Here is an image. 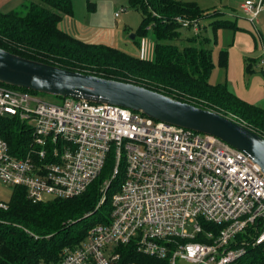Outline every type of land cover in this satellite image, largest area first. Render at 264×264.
I'll use <instances>...</instances> for the list:
<instances>
[{
  "label": "built area",
  "instance_id": "obj_1",
  "mask_svg": "<svg viewBox=\"0 0 264 264\" xmlns=\"http://www.w3.org/2000/svg\"><path fill=\"white\" fill-rule=\"evenodd\" d=\"M241 8L253 22L262 0H246ZM178 21L195 34L200 30V20ZM260 64L264 69V56ZM1 118L18 119L31 137L17 156L0 135V181L23 187L33 203L83 194L111 158L98 209L120 177L104 219L59 261L37 264H140L124 260V247L168 264L178 258L237 264L247 246L264 243V174L249 155L216 136L122 106L72 97L52 102L2 84ZM7 206L0 201V209ZM250 227L255 232L247 239Z\"/></svg>",
  "mask_w": 264,
  "mask_h": 264
},
{
  "label": "trees",
  "instance_id": "obj_2",
  "mask_svg": "<svg viewBox=\"0 0 264 264\" xmlns=\"http://www.w3.org/2000/svg\"><path fill=\"white\" fill-rule=\"evenodd\" d=\"M129 1L141 13V32L145 33L149 27L153 30V59L134 57L106 44L89 43L63 31L59 23L72 15V0H31L20 10L0 12V48L64 69L146 87L233 118L264 137V106L254 105L233 94L225 84L208 81L214 69L209 38L197 33L186 37L185 45L175 43L182 39L178 18L200 20L206 15L220 16V11L207 13L196 1ZM210 25L214 32L237 28L230 20L220 17L213 19ZM227 54L226 49L219 52L222 67L227 64ZM51 97L56 101L62 99ZM0 135L8 142L13 154L24 155L31 134L23 123L14 118H1ZM112 162L109 158L101 175L76 197L33 203L27 199L23 187H15L7 208L0 209V264L56 263L66 249L77 246L87 229L108 214V197L110 199L116 190L120 177L108 187L101 207L97 209L96 205L103 182L110 175ZM254 227L255 231H260L261 224ZM255 231L250 227L243 235L250 239ZM122 251L125 261L168 264L167 260L136 253L130 247H124ZM237 264H264V243L247 246L246 254Z\"/></svg>",
  "mask_w": 264,
  "mask_h": 264
},
{
  "label": "water",
  "instance_id": "obj_3",
  "mask_svg": "<svg viewBox=\"0 0 264 264\" xmlns=\"http://www.w3.org/2000/svg\"><path fill=\"white\" fill-rule=\"evenodd\" d=\"M0 83L42 94L113 104L153 120L218 137L246 153L264 174V137L217 112L129 82L64 69L0 48Z\"/></svg>",
  "mask_w": 264,
  "mask_h": 264
},
{
  "label": "rangeland",
  "instance_id": "obj_4",
  "mask_svg": "<svg viewBox=\"0 0 264 264\" xmlns=\"http://www.w3.org/2000/svg\"><path fill=\"white\" fill-rule=\"evenodd\" d=\"M190 1V0H187ZM199 7L207 10V13H212L213 10L220 11V17L224 19L237 22L242 26H247L255 35L257 39V57L252 58L256 62V66H260L261 58L264 56V16H259L255 21H250V16L243 13L241 5L244 0H195ZM254 3L260 0H250ZM73 12L71 17L65 18L63 23L66 24V31L73 36L79 37L83 32L95 43L106 44L122 50L131 56L141 57L147 59L154 58L153 48V30L151 27L145 33L140 30L141 26V13L136 8L130 5L129 0H72ZM264 3L262 2V10ZM115 13L118 16L115 17ZM211 16L206 15L200 19L201 35L210 39L208 46L212 49L214 71L209 76L208 81L213 84H225L227 77L224 68L219 64L220 49L225 48L228 50L232 32L230 29H219L214 32L212 27L209 28L208 19ZM213 17H211L212 19ZM208 27V28H207ZM205 28L207 30L205 31ZM181 38L176 40L175 43L182 46L186 44V37L195 35L189 28L180 26L179 28ZM261 34V36L259 34ZM256 35V36H257ZM253 56V55H252ZM228 61V55H227ZM255 66V64H254ZM260 74L254 80L252 85V92L255 97L260 96L264 106V69L258 71ZM248 86V84L246 85ZM44 100L56 101L49 95L38 94ZM0 181V201L9 202L13 194L14 188ZM107 196H109L107 194ZM45 198H48L47 196ZM101 197H99L100 200ZM98 200V201H99ZM109 200V197H108ZM98 204V203H97ZM176 264H194L184 259H177Z\"/></svg>",
  "mask_w": 264,
  "mask_h": 264
},
{
  "label": "crops",
  "instance_id": "obj_5",
  "mask_svg": "<svg viewBox=\"0 0 264 264\" xmlns=\"http://www.w3.org/2000/svg\"><path fill=\"white\" fill-rule=\"evenodd\" d=\"M29 1L31 0H0V12L8 13L11 11L20 10ZM184 1H187V0H184ZM190 1H195V0H190ZM262 2L264 3V0H262ZM262 14L264 16V9L261 10V12L258 14L257 17L262 16ZM67 17H71V16L64 17L59 23V27L65 32H67L66 31L67 26L65 23H63V21ZM211 17L213 18L211 19ZM211 17L208 19L209 28L211 27L210 25L211 21L215 18H219L220 16L213 15ZM256 18L254 19V21L256 20ZM233 23L235 24L237 28L235 29L222 28V29H230V32H232V36H231L232 42L228 44L229 51H227L228 61H227L226 66L223 67L225 70L226 77H227V81L225 85L227 86L229 91L232 92L233 94L247 100L248 102L254 105L261 106L260 103L262 101L259 100L261 99L260 96L255 97L253 95L254 93L252 92L253 82L254 80L257 79V76H259L260 74L258 71L259 70L261 71L262 69L261 64L260 66H256V62H254L255 59L252 60V58L257 57V55H255L257 51V39H259L260 37L258 38V35L256 34L257 35L256 36L255 33H253L247 26L239 25L237 24V22H233ZM207 28H205V31L207 30ZM201 29L202 27L200 24V30L198 33H201ZM259 35L261 36V34ZM73 37L84 40L89 43H95V40L94 39L91 40L90 37L87 35L86 31L83 32L81 36L79 37H76V36H73ZM222 49H225V48H222ZM212 59H213V56H212ZM213 71L211 72V74L213 73ZM247 84L248 86H246Z\"/></svg>",
  "mask_w": 264,
  "mask_h": 264
}]
</instances>
